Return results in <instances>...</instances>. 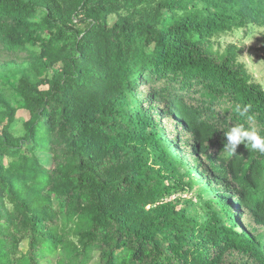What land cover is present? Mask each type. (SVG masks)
I'll return each instance as SVG.
<instances>
[{
    "label": "trees",
    "instance_id": "16d2710c",
    "mask_svg": "<svg viewBox=\"0 0 264 264\" xmlns=\"http://www.w3.org/2000/svg\"><path fill=\"white\" fill-rule=\"evenodd\" d=\"M263 3L0 0V264H264V154L222 151L264 87L215 49Z\"/></svg>",
    "mask_w": 264,
    "mask_h": 264
},
{
    "label": "rangeland",
    "instance_id": "374dc122",
    "mask_svg": "<svg viewBox=\"0 0 264 264\" xmlns=\"http://www.w3.org/2000/svg\"><path fill=\"white\" fill-rule=\"evenodd\" d=\"M256 7H261V0H256ZM258 15H260L259 18ZM245 18L246 26H243L232 34H226L220 43L215 45V49L224 52L228 46L234 45L242 51L241 55L247 54L248 56H241L240 62L246 66L254 81L264 87V15L261 12L255 13L249 10ZM29 117V113L26 111L18 112L16 123L12 128L16 135H23L24 123ZM197 187L198 185L190 192H180L169 200L178 198L199 202V189ZM23 249L27 250L26 244L23 246ZM93 264H97V261L93 262Z\"/></svg>",
    "mask_w": 264,
    "mask_h": 264
},
{
    "label": "clouds",
    "instance_id": "9594fccd",
    "mask_svg": "<svg viewBox=\"0 0 264 264\" xmlns=\"http://www.w3.org/2000/svg\"><path fill=\"white\" fill-rule=\"evenodd\" d=\"M234 110L240 117L245 118L248 126L246 127L244 123H236L231 125L227 131H224L225 142L222 151L226 155L232 156L236 153L238 146L243 145L245 149L264 154V134L252 126L254 117L250 114V106L237 104L234 106Z\"/></svg>",
    "mask_w": 264,
    "mask_h": 264
}]
</instances>
